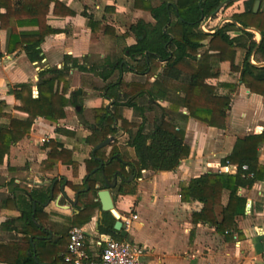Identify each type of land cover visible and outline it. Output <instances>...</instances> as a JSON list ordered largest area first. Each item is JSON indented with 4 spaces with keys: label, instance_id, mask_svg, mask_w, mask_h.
Masks as SVG:
<instances>
[{
    "label": "crops",
    "instance_id": "0c3cea01",
    "mask_svg": "<svg viewBox=\"0 0 264 264\" xmlns=\"http://www.w3.org/2000/svg\"><path fill=\"white\" fill-rule=\"evenodd\" d=\"M59 1L74 14L59 17L51 11L48 15V25L59 33L48 37L42 44L41 61L31 62L22 50L8 54L6 47L10 32L0 31V101H5L11 107L13 118L25 120L28 117V111L21 107L14 92L22 86H31L33 98H37L39 73L43 70L63 71L67 99L72 93L82 91L78 99L82 107L68 105L65 119L58 123L44 118L36 119L30 134L11 146L0 163V256L6 251L9 258H15L18 249L22 252L25 249L30 254L24 240L26 237L34 252L39 251L36 246L39 240L60 246L68 239L70 230L81 223L87 232L86 250L94 257L101 254L99 242L104 235L99 233V225L104 213L101 217L100 207L90 218L80 217L87 199L81 198V193L88 189L77 191L74 186L84 185L88 177L87 162L95 155L94 147L85 143L91 135V126L95 124L93 112L110 108L113 103V100L106 98L107 83L121 79L129 84L138 81L139 77L134 71L119 74L116 70L105 82L100 74L109 69V63L118 64L121 60L120 68L127 63L132 64L124 53L126 47L137 43L130 32L131 26L139 20L155 23L150 12L135 7V0ZM150 2L154 6L160 4V0ZM261 6H264V1H261ZM243 11V0L226 10L222 7L215 17L207 21L209 34H214L229 23L233 14ZM249 31L255 34V40L259 43L260 34ZM229 34L233 38L239 33L231 31ZM235 50V64L241 67L245 50ZM250 60L257 64L253 57ZM74 61H77L76 66H73ZM126 66L129 68V65ZM163 67L164 63L156 69L152 66L154 71L150 83L155 81ZM240 79L241 73L232 72L230 63H222L219 78L209 81L215 87L220 84L236 86L233 92L227 87H217L219 94L231 96L223 128L211 127L188 116L185 108L180 109L182 115L188 116L179 118L177 123L184 131L189 151L176 171L143 170L138 178L123 187V190H133V193H117L120 178L112 190L115 208L121 218L138 215L127 231L130 241L146 250V264H264V143L258 148L257 161L261 169L257 170L254 183L238 189V196L246 200L245 213L235 219L228 231L219 232L209 225L195 224L192 215L200 212L203 205L197 200L184 202L180 195L182 184L204 174L219 172L227 167L230 173L225 174H237L238 166L227 163L237 142L248 136H264V97L253 93ZM56 88L62 93L64 82L56 83ZM158 104L169 106L168 102L162 100ZM80 110L82 113L78 114ZM120 113L129 122L142 121L134 117L132 109L123 108ZM3 122L9 123V120ZM114 125L120 131L113 143L127 151L124 162L128 165L134 156L133 149L128 147L129 136L121 130L120 122ZM150 126L147 124L148 130ZM43 137H49L50 143L60 144L72 152L71 159L78 163L76 176L71 165L59 162L50 168L45 163L51 149L48 147L50 143H40ZM111 144L105 148V157L99 155L97 158L108 162L113 148ZM127 165L125 170L129 172L132 167ZM202 191L205 196L213 194V188L208 185ZM43 197H46L44 202L40 200ZM29 204L33 207L32 219L37 229L27 227L22 219ZM38 207H41V211L36 218ZM215 212L218 221L222 222L223 207L216 206ZM40 258L42 261L38 262L34 256L38 264H52L49 257L41 254Z\"/></svg>",
    "mask_w": 264,
    "mask_h": 264
},
{
    "label": "trees",
    "instance_id": "16d2710c",
    "mask_svg": "<svg viewBox=\"0 0 264 264\" xmlns=\"http://www.w3.org/2000/svg\"><path fill=\"white\" fill-rule=\"evenodd\" d=\"M240 0H160L157 6L150 0H135V7L142 8L151 13L154 24L139 20L132 25L130 32L136 37L137 43L126 47L124 53L132 60L120 68L118 64L109 63V69L100 76L107 82L116 70L119 74L134 71L139 77L138 81L125 83L118 79L116 82L107 83L106 98L113 100L110 108L94 110L95 124L91 126V135L85 143L92 147L106 140L110 136H118L120 129L114 128L116 122L121 123V130L129 136L128 147L134 151L129 166L132 170L126 172L124 157L125 150L111 144L112 151L108 158V165L98 169L100 162L97 156L105 157V148L99 150L87 162L88 177L83 186L74 188L80 191L87 188V192L81 193V198H87L81 216H90L101 207L97 199V184H103L102 170L108 179L113 182L115 172L119 171L124 180L120 181L117 193L130 194L133 190H123L131 175L138 178L143 170L155 172L176 171L182 159L188 153L185 144L184 131L179 127L177 120L190 116L211 127L223 128L226 122V112L230 108L231 96L221 95L217 87H227L232 92L236 86L233 84H220L217 87L211 85V79L219 78L220 65L230 63L232 72H240L241 79L253 93L264 97V66H256L251 63V57L257 64L264 63V6L258 12H254L257 0H243L244 11L233 14L232 20L242 27L253 28L261 35V41L255 40V34L249 30L237 28L234 23H226L214 34H208L201 30L202 21L215 17L216 10L224 4L223 10L232 7ZM262 2L264 0H261ZM5 12L2 13L1 11ZM53 12L55 16L66 17L74 13L59 0H0V31H9L6 52L12 54L16 51H24L31 62L43 59L42 44L59 31L48 25V15ZM27 29V30H26ZM29 29V30H28ZM239 34L231 37L230 32ZM236 48L245 50L241 67L236 66ZM203 51V53L201 52ZM201 55V61H199ZM164 63L162 72L153 83L149 79L153 75L152 66L160 67ZM77 65L74 61L73 66ZM83 71V67H79ZM64 82V90L59 93L56 83ZM67 89L65 74L56 69L43 70L39 73L37 98H33L31 86H22L14 92V97L20 101L21 107L28 111L25 120L13 118L11 107L0 101V163L10 151L11 146L20 142L30 134L36 119L44 118L50 122L58 123L65 119V108L68 105L82 107L79 97L82 91L72 93L69 99L65 93ZM142 99L147 103L141 105ZM168 102L169 106L162 107L159 101ZM123 108H129L141 118V123L129 122L120 113ZM185 108L188 116L179 111ZM157 110L158 113L149 118L147 113ZM82 110L78 111V114ZM9 120V123H4ZM150 124V130L147 128ZM50 143V142H49ZM264 143L263 135L248 136L237 142L233 154L228 158L230 164L238 166L235 175L220 172H210L190 180L181 186V199L184 202L197 200L203 207L200 212L192 215L195 224L209 225L216 231L225 232L234 223L235 219L244 215L246 200L238 196L240 187H250L254 183V176L258 165L257 156L260 144ZM50 153L46 164L53 168L57 163L73 167L74 175H77L78 163L73 161L72 152L60 144L50 143ZM61 149V150H59ZM247 165L248 170H243ZM95 169H98L92 173ZM253 175V176H251ZM211 186L213 194L205 196L204 186ZM27 192V191H26ZM34 198V195H32ZM225 197L227 202L224 203ZM48 198V197H47ZM46 201V197L40 199ZM224 209L222 222L218 221L215 212L216 206ZM41 207L37 208L36 218ZM23 220L27 227L37 229L32 219L33 207L29 204L23 212ZM115 217L110 213H104L99 233L109 235L118 240H124L114 232ZM82 223L78 227H82ZM27 235V234H26ZM25 244L30 254L25 249H18L15 258L8 256L3 251L0 262L4 264H38L41 262V254L49 257L52 264H66L64 257L67 254L68 239L59 246L57 243H48L39 240L36 243L38 252L26 237ZM26 249V250H27ZM57 253H60L58 255Z\"/></svg>",
    "mask_w": 264,
    "mask_h": 264
},
{
    "label": "built area",
    "instance_id": "2783aa9c",
    "mask_svg": "<svg viewBox=\"0 0 264 264\" xmlns=\"http://www.w3.org/2000/svg\"><path fill=\"white\" fill-rule=\"evenodd\" d=\"M207 23L208 22L202 27L204 31L209 30ZM49 142V137L40 139L41 144H47ZM243 170L247 171L248 166H243ZM219 172L230 173L229 167L221 168ZM137 219L138 215L136 214L121 218L126 226V230H128L132 222ZM86 238L87 232L84 228L73 227L70 230L67 254L64 257L66 264H146L147 253L141 246L126 240H118L109 235H104L99 242V246L102 247L101 254L98 257H94L86 250Z\"/></svg>",
    "mask_w": 264,
    "mask_h": 264
},
{
    "label": "water",
    "instance_id": "95a60500",
    "mask_svg": "<svg viewBox=\"0 0 264 264\" xmlns=\"http://www.w3.org/2000/svg\"><path fill=\"white\" fill-rule=\"evenodd\" d=\"M223 6H224V4H221V6L216 10L215 13H218ZM260 6H261V0H257L255 5H254V12H258L259 9H260ZM212 17L213 16L209 17V19H207V20H210ZM207 20L202 21V23L200 25V28H201V30L203 32L209 34L210 32L204 31L202 29V27L206 24ZM229 22L234 23L238 28H240L242 30H252V31L257 32L253 28L246 29V28L242 27L240 24H238L236 21H234L232 19H230ZM251 63L256 65V66H264V63L255 64L252 61H251ZM114 128H117V126L114 125ZM115 139H116L115 136L108 137L106 140H104L103 142L98 144L96 147H94L93 154H95L99 150H102V149L107 148L108 146H110V144L113 143L115 141ZM96 159L100 162V166H99L98 169H102L103 167H105V166H107L109 164L108 162H105L104 160H102L100 158L96 157ZM125 165H127V164L125 163ZM98 169H95L92 173H94ZM102 178H103V182L104 183L102 185L99 184V185L96 186V189H100L101 187H103V189H101V190H99L97 192V197H98L97 201H99L100 204H101V217H102L103 213L110 212L116 219V223L114 225V232L116 234H119L121 236V238L127 240L130 243H133L132 241H130V235L128 234V231L126 230V226L122 222L121 216H120V214L118 213V211L115 208V202H114V198H113V194H112V190L118 185V181H119L118 179L120 178L121 180H124V177L119 171H117L114 174L113 182H111L108 179V177L106 176L105 171L102 170ZM134 178H135L134 175H131L129 180H128V182H132L134 180ZM78 196H79V194L77 195V200L76 201H78ZM34 209H35V206H34ZM34 212H35V210H34ZM45 264H48V263H45Z\"/></svg>",
    "mask_w": 264,
    "mask_h": 264
},
{
    "label": "rangeland",
    "instance_id": "374dc122",
    "mask_svg": "<svg viewBox=\"0 0 264 264\" xmlns=\"http://www.w3.org/2000/svg\"><path fill=\"white\" fill-rule=\"evenodd\" d=\"M145 103H147V100H143V102L141 103V104H145ZM158 113V111L157 110H155V111H153L152 113H147V116L151 119V118H153V116L155 115V114H157ZM134 117H138V118H140L139 116H137L136 114H134ZM126 153H127V151H125ZM58 255H60V253H57Z\"/></svg>",
    "mask_w": 264,
    "mask_h": 264
},
{
    "label": "flooded vegetation",
    "instance_id": "af4514ba",
    "mask_svg": "<svg viewBox=\"0 0 264 264\" xmlns=\"http://www.w3.org/2000/svg\"><path fill=\"white\" fill-rule=\"evenodd\" d=\"M207 20V19H206Z\"/></svg>",
    "mask_w": 264,
    "mask_h": 264
}]
</instances>
